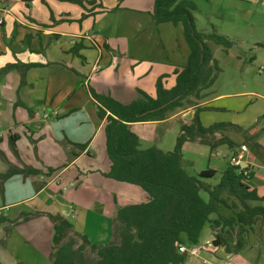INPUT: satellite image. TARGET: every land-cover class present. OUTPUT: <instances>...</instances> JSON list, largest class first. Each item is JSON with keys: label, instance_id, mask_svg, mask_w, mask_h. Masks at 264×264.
I'll return each mask as SVG.
<instances>
[{"label": "crops", "instance_id": "1", "mask_svg": "<svg viewBox=\"0 0 264 264\" xmlns=\"http://www.w3.org/2000/svg\"><path fill=\"white\" fill-rule=\"evenodd\" d=\"M25 1L28 0H3L2 5L6 7L0 9V35L5 30V33L2 34L3 42H0V55L4 57L6 54H9L10 58L9 61L7 59H0V69L8 64V69L0 73V129H2L0 138L4 132L6 135L8 134V137L10 134L16 135L18 137L15 143L17 150L16 154H18L22 161L31 157L29 160H35L40 166H32L30 168L41 172L39 175H35V177L33 175L14 174L0 183V211L7 213L5 219L11 216L12 211L14 213L11 219L2 220L1 223H10V225L20 223V225H24L29 219L25 216L26 214H24V211H48L39 210L41 209L42 202H48V205H59V209L53 207L49 210L53 213L52 215H56L55 213L58 212V215L65 217L73 225V228L78 233L85 235L91 243L103 246L111 239L110 219L114 216L116 207L128 205L130 203L123 202L118 204L114 201V204H111L107 209L106 204H102L99 200H95L90 209L83 210L79 213L81 223L78 224L79 222H77L75 225V221L72 217H75V220L77 217L73 215V211L74 209L82 208L81 201L67 200L66 193L69 186H63L59 180L60 176L66 172H72V168L82 160V158H93V152L91 153L93 138L103 128L104 119L98 113L90 97L89 89H93L95 92L102 95H109L120 102L127 103L137 97V89L149 96H154L155 82L159 77H163V86L165 89L171 88L175 82L176 72L186 64L189 54L182 27L180 25L173 26L170 23L156 25L151 17L154 0H135L140 3L146 2L143 11H132L127 9L129 12L120 13L119 16L121 19L117 17L119 22L116 30L114 29L113 32H109L110 34L108 36L99 35L95 36V39H93L89 36L87 32L88 29L93 33L95 30L94 28H97V33H103V29L98 26L99 22L107 14L113 13L116 15L117 11L120 9L117 7L113 10V7L106 6V4L113 5V3L124 0L96 1V3L100 5V8L107 12L99 13L96 16H88L85 22H89V27L81 28L80 26L78 28L75 26L72 27L73 30L66 29L64 25L51 29L45 28L43 25H46L45 23L49 18V13L45 10V5L49 4L54 16L62 15L64 17L63 22L68 21L70 18H78L81 14H85L86 11L81 7L71 6L68 3L64 4L65 2L63 0H33L31 5L29 3L27 5H22L21 2ZM237 1H246L249 4H254L264 0ZM86 7L88 10L91 9L89 6ZM92 9L94 12L101 11V9H94V7ZM30 12L32 16H30ZM7 19L10 21L9 25L6 24ZM122 19H124V22H122ZM18 27H22L25 33L31 36L29 51H27L26 46L22 43L21 38L14 41V46L11 44L15 39L14 35H16V28ZM151 34H153V36ZM38 35L41 37L42 35L47 37H53L54 35L58 36L56 41H63L61 47L51 49V61L65 59L64 61L66 64L68 63L71 71L59 65L60 67L58 70H60V72L57 75L50 76L49 68L43 72L42 67L44 66L39 67L41 69L34 67L35 63L36 65L43 64V62L37 63L35 60L31 59L33 56L32 52H40L41 55H43L42 51H39V49L42 48L40 47L41 44L38 43ZM86 40L88 42H86ZM8 41H10V44ZM78 41L85 42L78 43ZM75 45H82L85 50L96 47V50L89 51L93 52L90 54L92 57V64L86 76L78 72V68L73 63L74 55H72L70 51ZM4 46L7 48L3 49ZM54 46H56V44H54ZM156 46L158 49H161L163 53L162 57L157 60H152L149 56L146 59L140 60L129 58V50L135 49L138 52L145 53L153 51ZM69 55L71 57H69ZM76 56L81 57L79 54ZM83 59H85V57H83ZM17 63L23 67L24 65H32V67L20 70L17 67ZM73 69L76 72H74ZM54 70H56V68H54ZM81 93H85L84 96L92 102L91 107L94 109H84L80 104H77L78 106L73 104V100ZM18 102L30 108V111H34L37 108L50 110V112H47L48 115L45 113L41 122H39L40 125L36 127L40 130V128H44L43 123H48V129H50V132L52 131L51 134L53 138L58 142L61 140L66 141L63 143L64 146L60 152H57L53 144L47 143L46 145H41L42 147H38L39 151L34 159H32V156L28 155L32 147H21V145L24 146L22 144L23 138L19 137L16 133H12L11 130L15 128L20 129L25 134H22L25 139L28 140L29 138L34 140V135L31 133L28 126L37 120L35 114H31L30 112L29 115L28 111L25 109L20 107L14 109V103ZM211 103L212 102L207 101L201 105L210 106ZM194 111L195 109H184L179 113L173 114L164 121L138 123L132 126H148L158 129V127H163L172 122L181 112L189 113L192 119ZM138 138L141 143V137L139 136ZM74 144H87V146L84 151H80ZM187 144L188 143L185 145ZM216 149L217 148L214 150ZM242 154L243 153L239 154L238 157ZM102 156H104L103 160H105L106 164L104 170L94 168L84 171L78 170V178L73 180V187L77 186L78 179L83 176L86 177L89 174H92V177L98 180L100 187L103 188V186L107 184L106 180L110 179L103 176V173L107 172L109 166L105 148ZM230 160L232 161L233 157ZM0 161H2L1 158ZM8 161L10 162V160ZM231 161L229 162L230 164H232ZM240 163L242 162L240 161ZM244 163L248 162L244 160ZM43 167L47 168V171H45L46 173L42 171ZM16 169L24 168L13 167V170ZM8 171L9 170H6L4 172V167L0 165V174H4ZM49 173L51 174L49 175ZM44 175L46 179L39 185L42 177H45ZM53 184L56 185L55 188H52ZM100 187L97 186L98 189H102ZM258 195L261 196L259 192ZM142 196L145 200L146 195L143 192ZM92 199L93 198H91V200ZM67 203L74 208H70V206L66 207ZM262 203L261 205H263ZM23 209L25 210L23 211ZM256 225L264 227L260 224H255L250 229L236 227L231 231L236 233L238 230L247 233L252 231L253 227ZM49 231L50 233H48ZM221 234L222 237H225V230ZM52 235V225L49 222L46 224V233L44 235L42 233L33 236L22 235L20 236L21 239L13 237L11 240L9 239L11 236H9V243L3 245L5 254L3 253L0 255V264H19V262L21 264H48ZM210 235L213 236L210 229L204 230L199 244L195 248H191V253H199L202 251L203 244L208 240ZM240 235L241 234L234 237L235 241H232V243L234 242L233 246L239 247L245 244ZM6 240L7 239H2L1 243ZM212 240L213 238L211 241ZM228 242L222 241L221 246L215 247L214 250L210 251L217 253L218 250H220L221 253H225ZM24 246L27 247V249L21 251ZM17 248L18 250H16ZM12 251H14L15 255L11 257L8 252L12 253ZM16 256L20 260H17L18 258H16Z\"/></svg>", "mask_w": 264, "mask_h": 264}, {"label": "trees", "instance_id": "2", "mask_svg": "<svg viewBox=\"0 0 264 264\" xmlns=\"http://www.w3.org/2000/svg\"><path fill=\"white\" fill-rule=\"evenodd\" d=\"M63 1L85 10L82 18L107 12L96 0ZM93 7L101 11L94 12ZM196 9L194 0H154L153 3L154 23L180 25L189 49L187 62L176 72L171 88L165 89L163 77H159L154 96L137 89V97L127 103L89 89L104 119V148L109 166L103 176L138 187L146 199L116 207L110 219L111 239L103 246L91 243L65 217L47 214L53 231L48 264H184L183 248H195L206 226L214 235L212 245L215 247L221 246L220 234L225 229L264 226V206L261 205L264 197L249 185L252 174L249 166L241 168L239 164L228 163L215 185L204 181L212 179L215 170L208 168L190 175L182 167V150L186 143L210 149L222 145L234 148L235 144L223 133L229 128L239 129L226 123L204 127L200 122L201 112L220 110L200 104L220 72L207 42L222 46L225 53L232 43L214 32H198L192 14ZM74 48L70 53H77ZM30 67L32 65H24L25 69ZM164 104L166 106L160 108ZM18 107L30 113V108L24 104L14 103L13 108ZM190 107H194V115L189 123L179 125L171 151L163 152L155 146L142 148L132 125L164 121L176 110ZM17 139L16 135L8 137V145L14 153ZM74 146L84 151L87 144ZM40 172L32 168L11 169L0 174V183L14 174L39 175Z\"/></svg>", "mask_w": 264, "mask_h": 264}, {"label": "rangeland", "instance_id": "3", "mask_svg": "<svg viewBox=\"0 0 264 264\" xmlns=\"http://www.w3.org/2000/svg\"><path fill=\"white\" fill-rule=\"evenodd\" d=\"M32 1L33 0H28L21 2V4L27 5L29 3L31 5ZM194 2L197 10L193 11L192 14L195 18L196 30L205 34L214 32L220 36L226 37L232 43L227 53H225L222 46L211 41L207 42L213 58L217 61L220 72L213 86L206 91L207 97L202 99L200 104L209 101L212 102L210 107L220 110L201 113L200 122L204 127L213 124L226 123L236 125L239 129L229 128L223 133L224 136L235 144L234 148L222 145L214 150L207 146H199L192 143L185 145L182 150L183 168L190 175H195L208 168L215 170L216 174L212 179L204 180L208 184L215 185L219 181L221 173L231 161L230 159L232 157L241 162H244L245 160L248 162L247 164L252 172L249 179V185L256 188L259 194L264 197V1L254 4L237 0H194ZM66 3L71 6H78L69 2H65L64 4ZM2 4L3 0H0V9L6 7ZM106 6L113 7V10L117 7L120 9L117 11V16L113 13L107 14L99 22L98 26L103 29V33H97V28H94V32L96 33H92V31L88 29L87 32L93 39H95V36L99 35L108 36L110 34L109 32H113L114 29L116 30L119 22L117 17L120 18V13L129 12V10L143 11L146 2L140 3L135 0H124L113 3V5L106 4ZM45 10L49 13V18L45 23L46 25H44L45 28L51 29L62 27L64 25L66 29L73 30L72 27L75 26L78 28L80 26L81 28L89 27V22H85L87 17L82 18V14L78 18H70L68 21H64V23V17L62 15L54 16L49 4L45 5ZM31 14L32 13L30 12V16H32ZM9 22L10 21L7 19L6 24L9 25ZM122 22H124V19H122ZM16 30V35H14L15 39L11 44L14 46V41L21 38L22 43L26 46L27 51H29L31 36L25 33L22 27H18ZM3 33H5V30ZM3 33L0 35V42H3ZM151 35L153 36V34ZM57 38L58 36L54 35L53 37H47L45 35H42L41 37L38 35V43L41 44L40 47L42 48L39 49V51H42L43 55H41L40 52H32L33 56L31 57V59L35 60L37 63L43 62L42 65H36L35 63L34 67L39 68L44 66L42 67L43 72L49 68L50 76L57 75L60 72V70H58L60 67L59 65L71 71L68 63L66 64L64 61L65 59L51 61V49H56V47H61V45H63V41H56ZM79 42L84 43L85 41H78V43ZM86 42L88 41L86 40ZM8 43L10 44V41H8ZM54 44H56V46H54ZM5 48L7 47L4 46L3 49ZM92 48L93 49L85 50L83 48H77L75 45V52H77L82 58L76 56L77 54L75 53H71L74 55V57L72 56L73 63L78 68V72H81V74H84L85 76L89 73L92 64V57L90 54L93 52L89 51L96 50V47ZM128 55L129 58H133L134 60L146 59L148 56L152 60H157L162 57L163 53L161 49H158L156 46L153 51L145 53L138 52L135 49L129 50ZM69 57L71 56L69 55ZM83 57H85V59H83ZM0 59H7L9 61V54H6L4 57L0 55ZM17 67L20 70H24V67L20 66L19 63H17ZM54 68H56V70H54ZM7 69L8 64L0 69V73ZM74 72L76 71L74 70ZM84 94L85 93L79 94V96L73 100V104H80L84 109H94L91 107L92 102L84 96ZM184 109L194 108L190 107ZM181 110L178 109L175 113H179ZM30 112L31 114H35L37 120L28 126L31 133L34 135V140L29 138L28 140L25 139V137H23L25 134L20 129L15 128L11 130L12 133H16L19 137L23 138L22 144L24 146L21 145V147H32L28 154L29 156H32V159L37 155L39 151L38 147L46 145L47 143L53 144L57 152H60L64 146L63 143L66 141H56L51 134L52 131L50 132V129H48V123H43L44 128H40V130L36 127L40 125L39 122H41L45 113L48 115L47 112H50V110L37 108ZM28 114L30 115V113ZM188 114L189 113L187 112H181L172 122L163 127H158V129L148 126H132L131 129L138 137H141V145L143 149L155 146L163 152L171 151L174 147L176 137L179 134L178 126L182 123H189L191 120V115ZM1 132L2 129H0V133ZM0 139V158L2 159L0 165L4 167V172L13 169V167L30 168L32 166H40L35 160H29L31 157L22 161L18 154L10 149L7 142L8 134L6 135L4 132ZM92 143L91 153L93 152V158H82V160L72 168V172H66L59 178L63 186H69L66 193L67 200L81 201V209H74V211L72 209L73 215L77 217L76 220L75 217H72L75 221V225L77 222H79L78 224L81 223L79 213L83 210L90 209L95 200H99L100 203L106 204L107 209L111 204H114V201L118 204L123 202L138 204L145 201L142 192L138 187L106 180L107 184L102 188L100 187L98 180L92 177V174L78 179L77 186L73 187V180L78 178V170L84 171L92 168L104 170L105 168L104 166L106 164L105 160H103L104 156H102L104 152L103 129L95 135ZM255 143H257V146H255ZM242 145L246 147V151L240 155V158H238V155L241 154L240 148ZM8 160H10V162ZM42 171H47V168L43 167ZM50 174L51 173H49V175ZM33 176L35 177V175ZM45 179L46 176L42 177L40 183L38 182L39 185H41ZM97 186L102 189H98ZM55 187L56 185L53 184L52 188ZM201 195L204 198L207 197L205 193H201ZM91 198L93 199L91 200ZM262 204L264 206V202ZM41 205V209L39 210L48 211L36 212L35 210L24 211L25 209H23L24 214H26L25 216L29 218L24 225H20V223L16 225H10V223L7 222V224L1 223L2 220L11 219L12 216H14V213L12 211L11 216L5 219L7 213L0 211V255L4 253L3 245L9 243V236H11V238H9L11 240L13 237L21 239L20 236L22 235L33 236L40 233L44 235L46 233V224L50 222L47 214L52 215L53 213L49 210L53 207L59 209V205H48V202H42ZM69 206L70 208H74L67 203L66 207ZM57 213L58 212L55 214ZM204 230H209L208 226H206ZM225 232V237H222V234H220L219 239L221 242H228L230 240L225 253H221L220 250H218L217 253L210 251L215 248V246L212 245L213 240L211 241L212 238L214 239V235H210L208 240L203 244V250L199 253H191L192 249L183 248V254L185 253L184 264H264V227L256 225L253 227L252 231L247 233L238 230L234 233L228 229H225ZM48 233H50V231ZM239 234H241L240 236L243 238L245 244L235 247L233 246L234 242L232 243V241H235L234 237H237ZM2 239L7 240L1 243ZM25 249H27V247L24 246L21 251ZM16 250H18V248ZM8 254L11 257L15 255L14 251H12V253L8 252ZM16 258L18 257L16 256ZM17 260L20 259L18 258ZM19 264L21 263L19 262Z\"/></svg>", "mask_w": 264, "mask_h": 264}, {"label": "built area", "instance_id": "4", "mask_svg": "<svg viewBox=\"0 0 264 264\" xmlns=\"http://www.w3.org/2000/svg\"><path fill=\"white\" fill-rule=\"evenodd\" d=\"M241 153H243V152H245L246 151V147L245 146H241ZM238 158H240V157H238ZM231 163L232 164H234V165H237V164H240V161L238 160V159H236V158H233V160L231 161Z\"/></svg>", "mask_w": 264, "mask_h": 264}, {"label": "water", "instance_id": "5", "mask_svg": "<svg viewBox=\"0 0 264 264\" xmlns=\"http://www.w3.org/2000/svg\"><path fill=\"white\" fill-rule=\"evenodd\" d=\"M170 102H171V101H170ZM165 106H166V104L162 105L160 108H163V107H165ZM239 165H240L241 168H247V167L249 166L247 163H244V162L240 163ZM183 255H184V254H183Z\"/></svg>", "mask_w": 264, "mask_h": 264}]
</instances>
